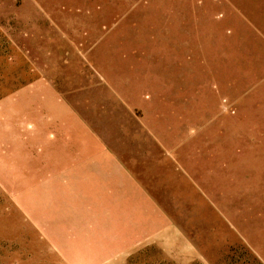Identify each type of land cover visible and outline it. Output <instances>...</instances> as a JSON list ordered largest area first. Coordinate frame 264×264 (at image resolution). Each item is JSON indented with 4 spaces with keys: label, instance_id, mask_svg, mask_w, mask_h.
Returning a JSON list of instances; mask_svg holds the SVG:
<instances>
[{
    "label": "rangeland",
    "instance_id": "rangeland-1",
    "mask_svg": "<svg viewBox=\"0 0 264 264\" xmlns=\"http://www.w3.org/2000/svg\"><path fill=\"white\" fill-rule=\"evenodd\" d=\"M0 264H264V0H0Z\"/></svg>",
    "mask_w": 264,
    "mask_h": 264
},
{
    "label": "crops",
    "instance_id": "crops-1",
    "mask_svg": "<svg viewBox=\"0 0 264 264\" xmlns=\"http://www.w3.org/2000/svg\"><path fill=\"white\" fill-rule=\"evenodd\" d=\"M98 156L99 155L97 154V157ZM120 177H122L124 179L125 178H132V177L127 176V175H122L121 173H120ZM126 185L129 186V187L134 188L136 193H147L146 190H141L140 187L142 185L138 182V180H133V183H132V181L129 179L128 182H126ZM126 185L124 184V186H126ZM91 187L99 189L100 187H103V186H102V184L100 182L98 183V181H96L94 183V185L91 184ZM102 191L108 192V193L118 192V191H120L119 190V184L118 185H112L111 184V186L107 190H102ZM117 204L112 205V207L115 208V209L121 208V207H119V204L118 205ZM121 209H123V208H121ZM134 218H137L136 214H134ZM128 223L129 222L121 223V224H118V225L115 226L116 227L115 232L119 235V240H122V241H126L127 240L129 242V240L132 241L133 239L143 240V241L150 239L149 237H151V232H152L150 226L147 227V225H144L143 227H141V229H138V231H140L138 233V235H140V237L137 236V238H133L134 237V229L131 227V224H128ZM167 229H168V227H167V223L165 221L163 222V224L162 223L160 224V238H158V239H160L161 241H165L166 237L168 236ZM176 232H177L176 236H177V239H178V236L180 235V233L182 231L179 230L178 228H176ZM127 234L130 236V238L129 239L123 238V236L127 235ZM135 234H136V232H135ZM156 235H159V233H156ZM182 239H183L182 237H181V241L178 239L177 243H181L182 244ZM101 257L103 258L104 256L102 255Z\"/></svg>",
    "mask_w": 264,
    "mask_h": 264
}]
</instances>
